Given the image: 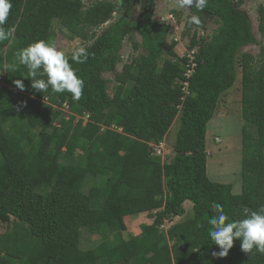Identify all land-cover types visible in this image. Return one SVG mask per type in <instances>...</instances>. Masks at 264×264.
Masks as SVG:
<instances>
[{"label": "trees", "instance_id": "1", "mask_svg": "<svg viewBox=\"0 0 264 264\" xmlns=\"http://www.w3.org/2000/svg\"><path fill=\"white\" fill-rule=\"evenodd\" d=\"M117 0H11L6 28L13 36L0 42V264H264L254 248L240 241L224 257L209 237L211 205L219 203L230 221L243 209L264 207V44L254 34L241 0H207L191 8L181 38L195 51L196 66L184 77L186 56L170 44L166 23L121 16L98 35L116 11ZM204 13L217 27L205 37ZM264 36V6L257 7ZM196 15L199 24L187 23ZM71 39L90 42L88 58L76 63L84 81L79 100L68 92L36 91L16 53L31 43L53 42V23ZM137 28L133 42L142 53L124 63L122 39ZM256 45L258 58L242 48ZM113 75L109 80L104 74ZM240 75L241 191L211 181L206 172V130L221 95ZM21 80L24 90L16 88ZM189 94L181 98L182 82ZM69 114H64L63 106ZM180 106V107H179ZM78 116V118H76ZM178 127L171 153L153 155L170 127ZM94 181L83 190L88 178ZM192 214L185 217L184 204ZM147 213L151 223L128 238L125 220ZM175 217L183 218L168 226ZM99 234L91 248H80L82 229Z\"/></svg>", "mask_w": 264, "mask_h": 264}, {"label": "rangeland", "instance_id": "2", "mask_svg": "<svg viewBox=\"0 0 264 264\" xmlns=\"http://www.w3.org/2000/svg\"><path fill=\"white\" fill-rule=\"evenodd\" d=\"M242 3L239 7L241 11L247 13L250 17L252 28L256 38L263 42L264 36H261L258 31V14L257 7L259 5L264 6V0H241ZM85 7H87L91 0H83ZM116 11L112 18L100 26L96 30L99 35L101 31L107 28L111 23L117 20L119 17L129 10L127 0H117ZM131 6L133 9H131ZM132 13L130 16L140 19L145 18L151 22L165 23L167 21H174L176 24L169 26V36L165 49L170 45H174V51L179 55H186V43L187 39L181 38V31L185 18L190 15L191 9L181 8L177 6V0H134V4L130 5ZM130 14V13H129ZM171 15V16H170ZM206 20L204 29V36L210 35V33L217 27L216 17L208 13H204ZM174 20V21H173ZM54 39L52 44L55 47L64 52L65 55H71L72 51L76 47H85L90 42L81 41L78 38L71 39L68 32L62 28L59 23H53ZM203 36V37H204ZM141 36L137 28H132L127 31L122 39L121 47V62L117 65L120 71L123 64L130 61L132 57H135L142 53V49L134 50L132 43L140 42ZM246 51L253 54L258 58L259 47L256 45L245 47L241 49V52ZM104 78L109 80V92L113 86V75L106 73ZM241 91H240V75L238 74L233 86L222 93L218 106L214 112L213 118L207 124L206 133V153L207 164L206 172L208 178L213 182L219 183H231L233 186L232 192L239 194L241 191ZM178 122L175 121L164 139L163 147L165 154L171 153L172 143L175 139ZM94 179L88 178L83 186V190L87 192L91 187ZM191 203L188 201L184 204L186 209L185 217H189L192 214ZM183 218L175 217L171 222L164 223L162 229L166 230L169 225L174 222L180 221ZM127 229L122 233L125 238L131 235H137L140 232V225L143 223H151L147 213H141L135 217H130L125 220ZM7 229L5 223L0 221V233ZM100 241L99 234L90 231L87 228L82 229L80 248L88 249L96 245Z\"/></svg>", "mask_w": 264, "mask_h": 264}, {"label": "clouds", "instance_id": "3", "mask_svg": "<svg viewBox=\"0 0 264 264\" xmlns=\"http://www.w3.org/2000/svg\"><path fill=\"white\" fill-rule=\"evenodd\" d=\"M207 0H177L181 8H196L201 11L205 8ZM12 8L11 0H0V42L10 39L14 34L13 28H6L5 24ZM187 23L199 24V18L192 15ZM88 52L84 47H76L71 59L76 63H84ZM20 65L28 70L25 78L31 79L32 89L42 92L51 89L55 93L68 92L73 99L79 100L84 88V81L76 74L65 53L58 50L54 44L38 40L16 53ZM16 88L24 90L21 80H15ZM214 214L208 220L211 226L209 237L220 249L213 252L214 256L224 257L233 247L234 239H238L241 251L251 253L255 248L264 254V207L257 210L243 209L244 218L230 221L229 217L219 203L211 205Z\"/></svg>", "mask_w": 264, "mask_h": 264}, {"label": "built area", "instance_id": "4", "mask_svg": "<svg viewBox=\"0 0 264 264\" xmlns=\"http://www.w3.org/2000/svg\"><path fill=\"white\" fill-rule=\"evenodd\" d=\"M165 23L168 26H171V27L173 26V28H174V24H176L175 21H174V24H173L172 21H167ZM198 33H199L200 36H204V31L203 30L200 29ZM183 56H186L188 58V62L186 63V70H185V72L183 74L184 77L187 79V78L190 77V75L193 72V68L196 66V62L194 60L195 59V51L194 50L186 51V55H182L181 57H183ZM5 85L6 84L3 81V75L0 74V87L5 86ZM181 90L184 93V96L181 98V100L183 101L184 97L189 94L187 80L182 82ZM63 111H64V114H66V115L69 114V111L67 110V106L65 104L63 106ZM76 118H78V116H76ZM153 155L160 156L162 158V160H163V158H164V147H163V144L154 146Z\"/></svg>", "mask_w": 264, "mask_h": 264}, {"label": "flooded vegetation", "instance_id": "5", "mask_svg": "<svg viewBox=\"0 0 264 264\" xmlns=\"http://www.w3.org/2000/svg\"><path fill=\"white\" fill-rule=\"evenodd\" d=\"M135 1H139V0H135ZM127 3H128V8H129V11H130V14H129V17L131 18V19H133V20H137V19H139L140 18V16L138 17V18H133V16H130L131 15V13H132V10L131 9H133V7L131 6V9H130V5H133L134 4V0H127ZM128 11V10H127ZM125 16H126V13L124 14Z\"/></svg>", "mask_w": 264, "mask_h": 264}, {"label": "crops", "instance_id": "6", "mask_svg": "<svg viewBox=\"0 0 264 264\" xmlns=\"http://www.w3.org/2000/svg\"><path fill=\"white\" fill-rule=\"evenodd\" d=\"M208 132V130H206V133Z\"/></svg>", "mask_w": 264, "mask_h": 264}]
</instances>
